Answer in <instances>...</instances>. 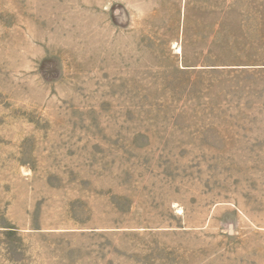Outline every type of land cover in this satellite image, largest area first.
Instances as JSON below:
<instances>
[{
	"label": "rangeland",
	"instance_id": "1",
	"mask_svg": "<svg viewBox=\"0 0 264 264\" xmlns=\"http://www.w3.org/2000/svg\"><path fill=\"white\" fill-rule=\"evenodd\" d=\"M0 264H264V0H0Z\"/></svg>",
	"mask_w": 264,
	"mask_h": 264
}]
</instances>
